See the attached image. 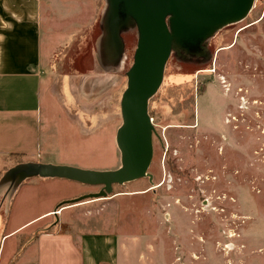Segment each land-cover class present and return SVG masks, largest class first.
I'll list each match as a JSON object with an SVG mask.
<instances>
[{"label": "rangeland", "instance_id": "374dc122", "mask_svg": "<svg viewBox=\"0 0 264 264\" xmlns=\"http://www.w3.org/2000/svg\"><path fill=\"white\" fill-rule=\"evenodd\" d=\"M106 6L107 0H86L81 14L62 19L56 12V33L46 48L53 62L43 64V91L52 104L43 114L41 153L0 162V242L7 229L56 202L104 190L102 184L23 173L13 183L15 172L40 161L85 170L121 165L120 98L139 37L134 20H127L124 48L112 67L102 63L109 77L99 88L94 73L100 64L93 62ZM173 30L163 82L149 102L151 181L115 184L102 198L80 199L92 201L75 212L100 217L110 232H148L149 242L154 234V252L146 254L156 264H264V0H254L243 20L221 28ZM98 57L109 59L103 50ZM60 217L34 229H51ZM13 243L8 240L0 264H13L7 261Z\"/></svg>", "mask_w": 264, "mask_h": 264}, {"label": "crops", "instance_id": "0c3cea01", "mask_svg": "<svg viewBox=\"0 0 264 264\" xmlns=\"http://www.w3.org/2000/svg\"><path fill=\"white\" fill-rule=\"evenodd\" d=\"M84 4L86 0H0V162L11 156L40 155L43 114L52 104L47 102L43 91V64L51 54L46 55V48L56 33L52 25L54 20L58 21L57 15L62 14V19H66L75 12L83 13ZM107 35L103 27L95 42L93 63L100 65L94 75L99 77V88L109 77L102 63L112 67L118 58ZM99 50L109 59L100 62ZM91 201L63 208L59 201L53 208L7 229L0 242V255L5 254L8 240L14 239L7 260H13V264H156L146 254V251L154 252V234L149 242L148 232L132 236L110 232L103 227L107 222L100 217L75 212ZM67 208H73L71 214L62 217ZM59 214L60 219L54 221L51 229H34L43 220ZM30 233L20 245L19 240Z\"/></svg>", "mask_w": 264, "mask_h": 264}, {"label": "water", "instance_id": "95a60500", "mask_svg": "<svg viewBox=\"0 0 264 264\" xmlns=\"http://www.w3.org/2000/svg\"><path fill=\"white\" fill-rule=\"evenodd\" d=\"M253 3L254 0H107L103 27L117 55L124 48L121 33L127 20H134L139 37L134 61L127 74L128 85L121 99L123 124L117 133L121 165L110 170H85L39 162L15 172L13 183L19 177L17 173H23L25 177H60L104 185V190L99 193L72 199L64 203L63 208L79 203L84 197L102 198L115 184L143 177L151 179L149 167L154 156V124L149 102L163 82L165 67L176 41L173 29L189 33L221 28L243 20Z\"/></svg>", "mask_w": 264, "mask_h": 264}, {"label": "flooded vegetation", "instance_id": "af4514ba", "mask_svg": "<svg viewBox=\"0 0 264 264\" xmlns=\"http://www.w3.org/2000/svg\"><path fill=\"white\" fill-rule=\"evenodd\" d=\"M149 179H150V177H149ZM150 181H151V179H150ZM129 183V182H128ZM151 189V188H150ZM153 189V188H152Z\"/></svg>", "mask_w": 264, "mask_h": 264}]
</instances>
